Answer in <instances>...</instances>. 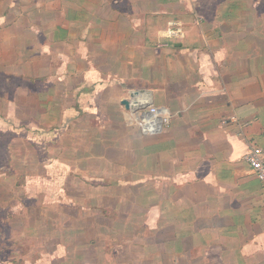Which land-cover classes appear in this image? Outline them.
<instances>
[{
    "label": "crops",
    "instance_id": "crops-1",
    "mask_svg": "<svg viewBox=\"0 0 264 264\" xmlns=\"http://www.w3.org/2000/svg\"><path fill=\"white\" fill-rule=\"evenodd\" d=\"M25 2L32 22L21 36L47 51L51 69L49 131L62 116L67 133H91L60 147L86 165L111 147L106 185L142 186L143 207L196 212L170 231L183 250L174 264H264V189L245 160L264 150V0ZM170 21L182 37H163ZM131 89L151 91L169 123L134 124L139 111L121 104ZM212 243L213 255L200 252Z\"/></svg>",
    "mask_w": 264,
    "mask_h": 264
},
{
    "label": "rangeland",
    "instance_id": "rangeland-1",
    "mask_svg": "<svg viewBox=\"0 0 264 264\" xmlns=\"http://www.w3.org/2000/svg\"><path fill=\"white\" fill-rule=\"evenodd\" d=\"M25 1L0 0V264H174L171 257L182 246L173 243L170 231L196 212L143 207L142 186L106 185L116 165L111 147L98 155L92 150L97 158L87 165L79 150L74 155L60 147L65 139L75 147L85 139L80 135L91 133H67L62 116L49 131L41 111L48 106L51 69L47 51L32 47L30 33L21 36L32 22ZM77 170L83 178H74ZM96 170L104 175L101 181L89 176ZM215 249L212 243L200 252L213 255Z\"/></svg>",
    "mask_w": 264,
    "mask_h": 264
},
{
    "label": "built area",
    "instance_id": "built-area-1",
    "mask_svg": "<svg viewBox=\"0 0 264 264\" xmlns=\"http://www.w3.org/2000/svg\"><path fill=\"white\" fill-rule=\"evenodd\" d=\"M166 36H182V27L178 22L170 21L165 30ZM138 125L148 132H155L169 123V115L155 106L140 110L136 116ZM248 165L255 171L257 178L264 189V150L260 147L251 148L245 155Z\"/></svg>",
    "mask_w": 264,
    "mask_h": 264
},
{
    "label": "water",
    "instance_id": "water-1",
    "mask_svg": "<svg viewBox=\"0 0 264 264\" xmlns=\"http://www.w3.org/2000/svg\"><path fill=\"white\" fill-rule=\"evenodd\" d=\"M152 103L151 91L145 89H131L128 97L121 100V104L131 111L145 110Z\"/></svg>",
    "mask_w": 264,
    "mask_h": 264
}]
</instances>
